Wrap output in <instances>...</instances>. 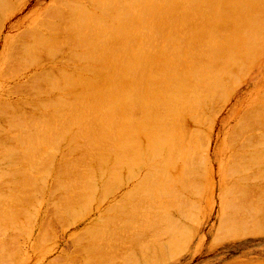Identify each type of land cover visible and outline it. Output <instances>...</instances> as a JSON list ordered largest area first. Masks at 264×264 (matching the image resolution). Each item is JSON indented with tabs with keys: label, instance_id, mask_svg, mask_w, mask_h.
Listing matches in <instances>:
<instances>
[{
	"label": "bare ground",
	"instance_id": "1",
	"mask_svg": "<svg viewBox=\"0 0 264 264\" xmlns=\"http://www.w3.org/2000/svg\"><path fill=\"white\" fill-rule=\"evenodd\" d=\"M67 1H69V0H67ZM73 1H76V0H73ZM107 1H109V2L108 3L106 1H105L106 3L104 1H102L103 3L100 2V3H102L101 4L102 6H100V10L98 9V5L95 4V3H98L99 4V2H95L94 4L92 3L93 5H96V6H92L90 4L92 8L94 7V9H92V8H89V9L95 11V7H96L100 11V14H98V15L95 14L93 11H90V12H93V14L92 13H88V11H86V9L88 7L86 5H84V4H80V5L77 4V3H79L77 1H76V6H74V7H77L79 5V7H81V8H85V6H86L85 10H83L84 13L85 12L88 13L87 15L90 14L91 17L92 16L94 17L96 15L93 19H97V17H98L99 20L98 19L97 20L100 21V23L98 21H95V20H94L95 21L94 22L91 19V17H88L86 14H84L85 15L84 16L83 13L81 12V14L84 17L83 20L84 19L85 20L84 21L78 20L80 17L77 19V21H75V20L73 21V19H69L70 22L73 21L70 24L69 21H68V19H67V15L65 14L67 11H63V13H62V11L59 12V14H57V15L60 16L58 19H54L53 18L54 20H52V18H51L50 21H48L49 19H48V17L46 19V16H47L48 13H50L52 15L51 12L57 9L55 5H54L55 8H54L53 5H51V7H47L48 9H47L46 12L43 13L44 17H41L42 19L40 17H38V20L41 19L39 21V25L46 23L44 25V26H46V28L43 26V28H45V30L44 29L43 30L41 29L40 30L41 32H38V34L40 36L39 35L36 36L37 33H36V35L31 34V36L32 35L36 36V38L34 40L35 41L34 45H36V48H35L36 51L35 50L34 51L31 50L33 52L30 53V54H33V55L38 54V51H39L38 49H40V47L43 50L46 49V50H49L50 51V50H52V48H59L60 46L66 44L68 42V36H69V34L67 36L65 35L66 36L65 38L64 37H60V40L61 41L58 40L59 39L58 36H57L58 39L57 40L55 39V36L54 35H56V34H58V35L61 36V35H63V33H73L74 35L76 33H81L82 37L79 34L80 37H81V39L83 38V40H84V38L86 37L85 38V41H86V39H87V41H89V44L87 43L88 45H86V46L84 45L85 46L84 48L81 47V48L84 49L83 50L84 52L81 53L79 50H77V51H79V53H81L80 56H82V58L86 62L84 64L81 57H80V59H78L79 62L77 64H75V62L73 61V63L75 65H78L76 67L77 69L74 67L77 70V73H75V75H71V73H70V75H68L69 72H66L64 70V68H63V70H61L62 68H56L55 67V69H58L57 71L60 74V75L57 74L58 77L60 76L59 77L60 80L58 78H57V80H54V76L56 75L54 73L55 75L53 76V79H52V80H54V82L49 81L47 85L50 86V84L52 82L53 89H56V90H58V92H61L62 93V96H60V94H59V97L58 96H57V98L56 97H53V98H55L54 99L55 101H54V103L52 102V104H51L52 105L51 106L52 108H51V110L49 109V111H48V113L46 115L43 116V114L45 113V110H46L45 108L47 107V105L44 107V111H43L44 113L42 112V109L38 108L42 112V116H43L42 117L39 114L42 118L39 116L41 118V119L39 118L41 121L39 120L38 122H41L42 123V126L44 128V129L41 128L40 127L41 125L39 126L41 129H43L42 132H41V130H38L39 131V133H38L39 134V137L37 135L30 136V133H31L30 130L33 131V129H29L30 133L28 135L31 138H27L26 137V139L23 140L21 138V136L19 137V135H18L19 132H18L17 136L14 135L15 137H12L13 136L12 134L15 133L12 130H11L13 132L12 134L9 132L12 135L11 138H9V137L2 138V135L5 133V130H4L3 126H2V124L5 121L8 122L9 120H12V122H14V121L17 122V123L15 122V125H16V124L19 123V121H20L19 118L20 117L18 118V120H14L13 121V119H16V117H18V116H16L14 118V116L15 115H18V114H15L14 113L15 115H11L12 112L9 109L10 108H13L14 109V106L11 105L10 101H7L6 99H5L6 101L4 99L3 100H0V141L2 142V143H0V145H2V144L8 145L6 143H9L10 141L12 143H14V148H10V149H7V150L4 148V151H2L3 152V155L2 156H20L21 150H22L21 153H24L25 156H31V154H29V153H33V155H35L34 154L35 153V149L36 148H39V145H40V147H42L41 146L42 144H45V145H47L49 147L50 146H53L52 149H56V148L59 147V143L58 142L60 140L62 141L63 138H66L67 135H68L67 137H69V139L66 138L68 140L66 142L67 144H65V145H68V149L67 150H74V151L75 150H79L80 151V155H78V154H75V155L76 156L77 155L78 156H82V158L81 159H78V160H77V158L75 160H70L69 162H74L76 160L77 161L75 162V164L74 163H70V165L68 164L69 166H67L65 168V170H63L62 173L59 174V175L62 174L63 175V178H71V179L68 181L67 179H63L62 180V178H61V180H59L60 179L59 178L58 179V182L55 180V185L57 183L58 186H59V188L62 189L61 192H63L66 195L65 196L63 194L64 197H63V195L61 196V197L65 198V200H64V208H73L72 205H74V204L76 205L78 203L80 204V201L83 199V197L85 195L84 194V191L93 187L94 180L92 178L94 176H96V174H100V173L104 172L105 170H111L112 171V170L116 169L115 166L118 163L117 160H119V161L122 162V160H120L121 158L117 159V156H119V157L120 156L121 157L124 156L125 159H123V160H126V162L124 161V163H127L126 156L127 157H130V156H139V155L140 156H143L144 155L145 157H147V156L148 157L149 156H154V157L155 156H167L168 158L171 157V156H174V157H176V160L178 159L177 156H181L182 159L185 158L186 160L187 159H190V160L183 161V165L180 167L181 168V170H180L181 171L180 172L181 173L180 176L183 175V177H186V178H187L186 175L190 176V174H192L193 171H194L193 170L194 169V164H193V162H191V157L194 154L193 151H195L194 148H195V146L197 148L201 144V142L203 143L205 138H204V136L202 134L203 132H200L199 130H197V131H191L189 126L190 125H194V126L202 125L203 122L206 120L207 113L209 114V111H211V110L214 109L212 106H214L215 103H220V104L223 103L222 101L225 99L226 95L231 90H233V86L234 85H232V84L233 83L235 84L236 81H239V80H237L238 79V73L244 74L245 71L248 70L250 64L258 56L257 55L258 54L257 53L258 52L257 51L258 48H260V46H262V44L264 43V0H107ZM1 2H3V3H1L2 6H3L5 2L4 1H1ZM58 2H59V4L61 3V1H58ZM90 2H91V0H90ZM110 2H112V8H115V9H112L111 8V4H109ZM62 3H61V5H62ZM65 3H67L66 0H65ZM65 3L62 5V6H64V8H65ZM68 3H70V1ZM71 3H72V0H71ZM8 4H10V3H8ZM85 4H86V1H85ZM87 4H89V3L87 2ZM106 4H108L110 6H107ZM72 5H74V4H72ZM69 7L71 8V5ZM66 8H67V5H66ZM72 8H73V6H72ZM44 10H46V9H44ZM70 12L74 13L73 10L70 11V9H69V13L67 12V14H70ZM3 13H5L4 10H3ZM56 13H58V12H56ZM103 13L104 14H108L109 15L108 17H110V16L112 18L114 17L113 18L114 21L112 23L113 24L112 26L119 27V29L117 28V30H114L113 29V31H115L114 35L112 33L113 31L111 32L112 34H110V35H106L107 32H103L102 30H98V32L96 31L98 34H95V30L93 32V29L92 28L95 27V26H97V25L94 26L93 24H98L99 23L100 26H101V24H102V27H103V25L105 26V24H106L105 22L106 21H103L104 18H102L103 20L101 19V17L103 16ZM81 14L80 15H77V16H81ZM73 15L74 14H71V16H69V18L72 17ZM75 16H73L74 19H75ZM87 17H88V20L89 21L87 20ZM81 18H82V16H81ZM112 18H111V20H113ZM90 19H91V21H90ZM44 20H46V21H44ZM96 22H98V23H96ZM91 23H92V25H91ZM109 23H111V22L109 21ZM36 24H37V22L33 25V27H34L33 29H35V31L37 29V26H38V30L40 28H42V26H39V25H36ZM90 25L93 26V27H91ZM109 25H107L108 33H110L108 28H110V30L113 28V27L112 28L111 27H108ZM88 26L91 27L92 30H89V32H87L88 31L87 30L86 31V34L88 33V35H89L90 32L91 33L93 32L95 34V35L92 34L93 36L91 38H89L88 36H85L86 34L84 33L85 29H88L89 28ZM100 26L98 28H100ZM116 27H115V29H116ZM125 27H127V29H125V30H127L129 32L127 35H126V33L122 29H120V28H125ZM105 28H106V26H105ZM100 29H102V28H100ZM29 30L32 31V29H29ZM35 31H33V33ZM27 32H29V31H27ZM29 35H30V33H29ZM73 36H71V37L69 36V37L72 38ZM89 36H91V35H89ZM74 37L76 39L75 40L73 39L72 40V43L74 41H77V43H78V41H79V43H82L83 42V40H81V42H80V38H77V34ZM31 38L34 39L33 37H31ZM158 39L160 41L156 43V41ZM22 40H23V38H22ZM27 41H28V39H27ZM58 41H60V42H58ZM17 43H19V42H17ZM77 43L75 42V44H77ZM83 43H82V46H83ZM30 44H32V43H30ZM75 44H74V47H75ZM69 47H71V46H69ZM76 47L79 48L80 46H76ZM31 49H33V47H31ZM42 49H40V51H42ZM20 50H21V48H20ZM56 50H58V49H56ZM62 50H64V49H62ZM75 50H76V48H75ZM80 50L82 51V49H80ZM27 51L29 53V49ZM71 51H72V49H71ZM14 53L16 54V52H13V56H15ZM79 53L77 52L76 56L79 57V55H78ZM17 54H18V56H20L19 55L20 53H17ZM11 55H12V53H11ZM11 55H9V58H10ZM33 55H32V57H34ZM36 56L34 57L35 59H36ZM48 56H52V55L49 54V55H47V57ZM27 57H29V55ZM73 57L76 59L75 56H73ZM4 58H6V54H4L2 56V59H4ZM9 58H8V60H9ZM15 58H16V56L14 57V59ZM38 58H39V56H38ZM38 58H37V60H38ZM69 58H71V57H69ZM28 59H29L28 60V63H33V64L36 63V62H34L35 59L32 62H31L32 59L30 57ZM58 59H60V58H58ZM4 60H3V62H4ZM10 62H12V59H11ZM15 63H17V60H16ZM19 63H23V62H19ZM81 63H83V64H81ZM74 64H72V66ZM7 65H6V68L7 67L9 68V66L11 65V63H10V65H8V66ZM26 65H27V61H26ZM28 65H30V64H28ZM34 65L37 66L39 64L36 63ZM62 65H63V63H62ZM37 67L38 68H42V65L37 66ZM70 68L71 67H69V69ZM11 72L13 73V71H11ZM11 72H8V73L11 75ZM71 72H73V71H71ZM78 72H79V74H78ZM2 73H4V71H2L0 73L2 76H4ZM38 73H40V71ZM86 74H89V75H86ZM5 75H7V74H5ZM21 75L22 74H20L18 76H21ZM31 75H33V73ZM34 75H33V78H34ZM38 75L35 76L36 77V81H38V78H37V77H39ZM43 75H45V74H43ZM57 76H55V77H57ZM5 77H7V76H5ZM25 77H24V79H25ZM28 77H29V75H28ZM17 78H16V80H17ZM39 78L41 79V77H39ZM0 79H2V78H0ZM32 81H33V84H34L35 83L34 82L35 81V78H34V80H31L30 83ZM17 82H19V81H17ZM42 82L43 83H46L44 81H42ZM28 83L29 82H27V84ZM21 85L22 84H20V86ZM38 86H37V88H38ZM43 87H46V86L43 85ZM26 88L27 87H25L24 89H26ZM14 89H15V87H14ZM17 90H18V88H17ZM38 90L40 92V88ZM10 91H11V89H10ZM29 91H31L30 88H29ZM33 91H35V89ZM26 93H28V91H26ZM32 93L34 94V92H32ZM26 95L29 96V94H26ZM9 96H12V95H9ZM4 97L6 98V96H4ZM48 97L50 98V96H48ZM258 97L260 99H263L264 98V95L259 94ZM258 97H256L255 99L259 101V98ZM40 98H42V97H40ZM53 98L51 97L52 100H53ZM23 99H25V98H23ZM45 99H46V97H45ZM23 101L28 102L27 99L26 100H23ZM39 102H42V101H39ZM43 102H45V100ZM49 102L50 101L48 100V103ZM254 102H255V100H252L251 103H249V106H250L249 111L245 112L237 120V123H236V125H235V127L233 128V131H232L233 134L231 136V140H233V141L235 139H238L237 138L238 136L244 137L243 140L244 139H247V142L245 143L244 147L245 146H246V148L249 147L250 148V151H252V152L247 151L249 149L244 150V147L242 149L241 146L243 145V143H240L238 141L240 144H242L241 146H239L242 149V151H240L239 153L235 152L237 154H235L234 156H238V157L239 156H243V157L245 156V158H247V156L249 158H251L252 156L253 157L254 156H263V158H264V104H260V102H258L257 104H255L254 106H252L254 104ZM31 103L32 102L28 103V106H30L31 108H33V106L30 105ZM45 103H43V104L45 105ZM20 105H21V103L19 104V107H20ZM25 105H27V104L25 103ZM42 105H40V106L43 108ZM15 107H18L17 103H16ZM34 107H38L37 104H35ZM17 109H19V108H17ZM47 109H48V107H47ZM33 110L34 109H32L31 112H33ZM8 112H11V114H7ZM46 112H47V110H46ZM23 114H24V116H23ZM26 114L23 112L21 115H22V117H26ZM33 114H34V112H33ZM31 115L32 114H30V116ZM36 115H37V113H36ZM33 116H31L32 117V121L34 119ZM27 118H28L27 120H30L31 121V119L29 118V115H28ZM207 118H208V116H207ZM36 119L37 118H35L34 123H37V122H35ZM27 120H25V122ZM211 120H213V119H211ZM21 121H23V119H21ZM51 121L54 122L53 123L54 124L53 128H51L52 126L49 123ZM76 121L77 122L80 121L83 124L79 125V123H77L78 124V126H77V124L75 123L76 125H73V122H76ZM10 123H11V121H10ZM19 124H21V122ZM31 125H33V124H31ZM10 127H8V128H10ZM37 127L38 126H36V128ZM228 127H229V125H228ZM6 130H7V128H6ZM17 130L18 129H16V131ZM8 131H9V129H8ZM48 131H50V132H48ZM22 132H23V130H22ZM24 132H26V131H24ZM20 134H22V133H20ZM25 135H27V134H25ZM5 136H6V134H5ZM194 138H195V140H193L194 141L193 142L191 139H194ZM143 140L146 141V142H144ZM243 140H241V141H243ZM207 141H208V139H207ZM16 143H17V145L15 146ZM9 144H11V143H9ZM207 144H208V142H207ZM4 147H6V146H4ZM235 148H236V146H235ZM251 148H252V150H251ZM42 149H43V147H42ZM231 150L233 151V153H234V151H236L235 149L234 150L231 149ZM51 151L52 150L50 149V152H48V153L49 154L50 153H53ZM199 151H200V148H199ZM0 152H1V150H0ZM40 152L42 153V150ZM62 152H63V150H62ZM70 152L71 151H69V153ZM27 153L29 155H27ZM58 154H60V153H58ZM66 156H68V155H66ZM36 157H37L36 159H37V162H38V167L36 166L34 168V170L35 171L37 170V172H39V174L42 173V172L40 173V171H44L43 170L44 169L43 168L44 165L42 163H45L46 164V162H48V167H49V163H50V165L53 164V159L55 158V157L53 158L52 156H48V159H45V156H40V155L39 156H36ZM58 157H60V156H58ZM69 157H70V155H69ZM73 157H75V156H73ZM145 157H144V160H145ZM253 157H252V159H253ZM8 158H10V157H8ZM31 158H33V157H31ZM151 158H150V160H151ZM171 158H173V157H171ZM171 158H170V161H171ZM196 158L197 157H195V159ZM259 158H260V161H261V157H259ZM259 158L256 161H259ZM11 159H14V157L11 158ZM21 159L23 160L22 157H21ZM129 159L131 161L132 158H129ZM134 159H135V157H134ZM139 159H140V157H139ZM240 159H241V157H240ZM5 160L7 161L8 159L5 158ZM19 160H20V158H19ZM193 160H194V158H193ZM231 160H233V159H231ZM41 161H44V162H41ZM173 161H174V159H173ZM253 161H255V160H253ZM128 162H129V160H128ZM155 162H158V161H155ZM22 163H23V161H22ZM22 163H20V164H22ZM163 163H164V161H163ZM170 163H172V162H170ZM261 163H263V162H261ZM6 164H8V163H6ZM77 164H81V165L83 164L84 165L83 166L84 168H82V169L79 168V166H77ZM128 164L131 165L132 163L130 162ZM14 165H17V164H14ZM56 165H58V163ZM123 165L124 164L122 163V166ZM159 165H157V166H159ZM7 166H9V165H7ZM58 166H60V165H58ZM61 166H63V164ZM118 166L120 168V164H118ZM161 166H159V167H161ZM199 166H197V167L199 168ZM244 166H245V164H244ZM2 167H3V165H2ZM26 167L27 166L25 164V168ZM164 167L166 168V166H164ZM237 167H239V166H237ZM256 167H257V165H256ZM12 168L13 167L11 165V169ZM151 168H152V165H151ZM153 168L155 170L156 167L153 166ZM252 168H254V167H252ZM5 169H7V168H5ZM5 169H4V171H5ZM48 169L46 171H48ZM160 169L162 170V168H160ZM256 169H258V168H256ZM259 169H261V167ZM25 170H27V169H25ZM49 170L51 172L52 169H49ZM154 170H152L150 173L154 172ZM166 170L168 172V169L167 168H166ZM246 170H247V172H246V174H247L249 172L248 171V168ZM29 171H31V170H29ZM258 171H260V170H258ZM50 172H49V174H50ZM253 172H255V171H253ZM15 173H16V171H15ZM43 173H45V172H43ZM150 173H148V175ZM154 173H156V170H155ZM244 173L245 172H243V174ZM8 174H10V173H8ZM18 174H20V173H18ZM194 174L195 173H193V176H194ZM47 175H48V173H47ZM142 175H143V172H142ZM255 175H257V174H255ZM30 176H32V175H30ZM45 176H46V174H45ZM53 176H50V178H52ZM116 176H118V175H116ZM155 176H157V174H155ZM158 176H160V175H158ZM239 176H242V174L239 175ZM4 177H6V176L0 174V181H2ZM25 177H27V173L25 174ZM38 177H41V176H38ZM194 177L192 179H194ZM196 177H197V175H196ZM235 177H237V175L234 176L233 179H235ZM55 178H56V176H55ZM55 178H53V180ZM151 178H154V177H151ZM164 178H165V176H164ZM230 178H231V176H230ZM259 178H261V177H259ZM33 179H35V177L32 178V180ZM43 179H45V178H43V175H42V180ZM159 179H160V177H159ZM159 179H157L155 177V181L154 182L158 181ZM170 179H171V177H170ZM180 179L178 180L179 183H180ZM174 180L175 179H173V181ZM253 180H254V178H253ZM163 181H164V179H163ZM163 181H162V184L165 183ZM165 181H168V180L165 179ZM188 181H191L192 182V180H188ZM235 181L237 182L239 180H235ZM258 181L261 182L260 180H258ZM37 182H38V180H37ZM39 182H40V180H39ZM46 182H47V180H46ZM169 182H171V181H169ZM182 182H183V180H182ZM186 182H187V180H186ZM223 182H224V180H223ZM243 182H244V180H243ZM43 183L46 184L45 183V180L42 182V184ZM114 183H115V181H114ZM241 183H242V181H241ZM241 183H240V185H241ZM244 183H242V184H244ZM262 183H264V182H262ZM18 184H19V189L17 190V193L15 194L16 195V198L21 201V203L19 202L20 204H22L26 208H28L29 206L27 205L28 206L27 207L25 205V202H27L30 198H35L38 193L36 192L37 194L35 195V192H34L33 187H31V184L30 183H27L26 181H22V182H20ZM18 184H17V187H18ZM38 184L40 186H42V184H40V183H38ZM136 184L139 185L138 183H136ZM150 184H151V181L147 185H150ZM227 184H228V182H227ZM227 184H225V185H227ZM237 184L235 183V188L237 187ZM173 185L174 184H172V186ZM218 185H220V184H218ZM186 186H187V184H186ZM189 186H190V184L188 182V186L187 187H189ZM262 186H264V184ZM153 187H154V185H153ZM226 187H228V186H226ZM258 187H260V186H258ZM15 188H16V186H15ZM136 188H134V189H136ZM143 188H145V187H143ZM150 188H151V186H150ZM155 188L156 187H154V189ZM166 188H168V187H166ZM169 188H170V186H169ZM191 188L193 189V187H191ZM263 188L264 187H262V189ZM195 189H197V188H195ZM236 189H237V191L236 190H234V191L231 190L234 193V197H232V199H230L231 201L230 200H227V198H228V196H230V194L228 196H226L227 198L226 197H225V199L223 198L224 200H221L220 199L221 201H223V204H224L222 206L223 207L226 206L228 208V205L231 204L230 206H233V207L239 206V209H241L240 206L243 207V205H240V204L247 205V207H248L247 215H245V216H243L241 218L240 217H237V218L231 217L230 218L228 216V214H227L228 213V211H227L226 216H224L223 218H221V220L223 221L222 222V225L226 222V228H225V230H227V232L229 233V235H231V238H241V237H246L247 235H254V234L257 235L260 232L263 233V228L260 227V226H263L264 227V225L262 224V222L261 221L259 222L255 218H252V215H254L256 212L258 213V211L259 212L261 211L260 210V205L257 204V202H258L259 199L257 198L256 204L255 205H252V203L250 204L248 202L249 199L247 198L248 196L246 195L247 192L246 191H243V190H238V188H236ZM240 189H244V186H243V188L241 187ZM250 189H252V188H250ZM255 189H259V188H257L255 186ZM173 190H174V188H173ZM1 191L4 192L3 190H1ZM8 191H10V190L8 189ZM96 191H97V189H96ZM6 192H7V190H6ZM10 192L12 193L13 190H11ZM10 192H9V194H10ZM13 193H15V192H13ZM143 193H145V192H143ZM174 193H176V192H174ZM233 193H231L232 194L231 196H233ZM258 193L259 192H257L256 194L259 196ZM156 194H159V192L156 193ZM225 194L223 196H225ZM60 195H61V193L59 194V197H60ZM148 195H149V193H148ZM39 196H41V195H39ZM47 196H48V194L46 195V197ZM57 196L58 195H56V197ZM135 196H137V195H135ZM152 196H154V195H151L150 197H152ZM8 198H9V196H8ZM14 198H15V196H14ZM14 198H13V200H14ZM63 198H61V199H63ZM86 198H87L88 202H90L89 199H88V196H86ZM94 198H96V196ZM2 199L3 198H1V200ZM39 199H41V198L38 197L37 200L35 199L36 202H37L36 204H38V203L40 204ZM56 199H58V198H56ZM47 200H49V199H47ZM172 200H173V198H172ZM262 200H263V198H262ZM6 201H8V200H4L3 203L6 202ZM129 201H131V200H129ZM160 201H161V199H160ZM229 201H230V203H229ZM13 202L7 203V204H10V207L9 208H11V204H13L14 206H16V204L17 205L19 204V203H16V201L14 202L15 204ZM48 202L49 201H47V205H49ZM166 202H168V200ZM172 202H174V201H172ZM254 202L255 201H253V203ZM0 203H1V201H0ZM3 203H1V204L2 205H5L6 204V203L5 204H3ZM85 203H83V204H85ZM20 204L18 206H16V207L17 208L19 206L21 207L22 205H20ZM33 204H34V202H33ZM33 204H31V205H33ZM58 204L59 203H57V205L55 204L54 206L55 207L57 206V207L60 208V206H58ZM163 204H165L164 201H163ZM184 204L186 205L187 203L185 202ZM2 205L0 206V209L2 207V211H3V206ZM13 205H12V207H14ZM37 206L36 207L34 206V207L37 210H39V207L37 208ZM5 207L7 208V210H5V211H8L9 213H11V211H9L11 209H8L7 206H5ZM61 207H63V206H61ZM109 207H110V205H109ZM247 207H245V208H247ZM21 208L23 209V207H21ZM35 208H33V210H30V209L29 210L30 211H33L35 213V212H37V211H34ZM51 208H53V207L51 206ZM106 208H108V206ZM230 208H229L230 213H232ZM18 209L16 211H18ZM22 209H19L20 210L19 211L20 212V215H22L21 214L22 213V211H21ZM27 210H24L23 209V211H26V213H27ZM62 210H64V209H62ZM62 210H59V212L62 211ZM140 210L142 211V209H140ZM143 210H144V208H143ZM5 211H3V212H5ZM54 211H56V210H54ZM71 211H73V210H70V212ZM119 211H121V210H119ZM156 211H157V209H156ZM33 212L31 213V215L33 214V216H34V213ZM80 212H82V211L80 210ZM9 213H8V215H12L15 212L14 213H11V214H9ZM62 213H63V211H62ZM147 213H148V210H147ZM38 214H39V211H38ZM27 215H29L32 218V216L30 214H27ZM72 215H74V214H72ZM117 215H119V214H117ZM148 215H149V213H148ZM14 216H18V214L17 215L14 214ZM25 216H22V218H24ZM67 216H68V214H67ZM106 216H108V215H106ZM136 216H135V218H136ZM158 216H157V218H158ZM30 217H29V219L30 220H33V218L31 219ZM153 217H155V216H153ZM166 217H167V215H166ZM19 218L16 217L17 220ZM22 218H20V220ZM25 219H27V218H25ZM59 219L60 218H58V220ZM142 219H144V218H142ZM230 219H231L232 224H234L233 227H228L227 226V222ZM22 220H23V222H22ZM22 220H21V222L24 225H26V222H30V220L27 221L28 219L26 220V222H24L25 221L24 219H22ZM34 220L36 222V219H34ZM46 220H47V218H46ZM154 220H156V219H154ZM154 220L152 222H154ZM167 220H168V222H170L169 219H167ZM171 220L174 221L173 219H171ZM0 221H2V224H3V221H5V222L8 221L9 222V220H7V219L3 220V218L2 219L0 218ZM115 221H117V220H115ZM147 221H150V220H147ZM166 221H165V224H166ZM10 222H12V220ZM21 222H19V224ZM30 223H29V225H30ZM33 223L34 222H32V224ZM125 223H126V221H125ZM148 223H147V227L151 226V225L148 226ZM160 223H158V224H160ZM11 224L13 225V223H11ZM11 224H9L10 227L8 226V228H11L12 227L13 228V230L11 228L12 231L15 230V232H16V230H17V232H18V228L15 227L18 224V221H17V224L14 223L15 226L14 225L11 226ZM39 224L40 223H38V226H41L42 222H41L40 225ZM132 224H134V223L132 222ZM7 225H6V227H7ZM113 225H114V223H113ZM135 225H136V223H135ZM175 225L176 224L173 225V228H174ZM31 226L32 225H30V227ZM48 226L50 227V224ZM129 226H131L130 223H129ZM152 226H154V224H152ZM156 226H158V225H156ZM6 227L3 226V228H2V226H0V229L2 228V230H0V232H4L7 235L8 231L6 232V230H5ZM18 227H20V228L22 227L23 228L24 226H21L20 225ZM26 228H24V229H26ZM130 228H133V227H130ZM142 228H144V225L143 224H142V227L140 229H138V228L137 229L138 230H141ZM167 228H168V226H167ZM169 228H170V226H169ZM42 229H44V227ZM45 229H44V232L46 231ZM137 229H136V227H134V229H131V230H137ZM144 229H142V230H144ZM148 229H146V230H148ZM168 229H166V230H168ZM3 230H5V231H3ZM20 230H22V229H20ZM38 230H39V227H38ZM131 230H129V228L126 229V230L124 229L125 236H124V238L121 237L123 241H124L125 237H126V239L127 238L130 239V238H132V237H130L131 235L134 236L133 234H135V233L130 234V236L128 235L130 238L126 236V233H128V234H129V232L132 233ZM142 230H141V232H142ZM170 230H171V228H170ZM174 230H176V229H174ZM81 231H83V230H81ZM120 231H123V230H120ZM126 231H128V232H126ZM134 232H137V231H134ZM157 232H159V231H157ZM4 233L2 234L3 236H4ZM18 233H20V232H18ZM103 233H104V231H103ZM115 233H117V232H115ZM137 233H139V232H137ZM137 233H136V236H139V235H137ZM28 234H29V232H28ZM2 235L0 234V237H2V241L3 242H5V241L7 242V240H3L4 237ZM8 235L11 236V234H9V233H8ZM51 235H52V233H51ZM120 235H119V237H120ZM27 236H29V235H27ZM113 236L115 237V234ZM116 236H118V233H117ZM11 237L13 239H15L13 236H11ZM80 237H81V235H80ZM101 237H103V236H101ZM111 238H112V236H111ZM106 239L108 240V238H106ZM138 239H139V237H138ZM140 239L142 241V237H140ZM93 240H94V237H93ZM115 240H117V239H115ZM134 240H136V239H134ZM12 241L10 242L11 244H13ZM37 241H38V239H37ZM42 241H44V240H42ZM45 242H46V240H45ZM104 242H105V240H104ZM113 242H115V241H113ZM18 243L20 244L19 241H18ZM39 243H40V241H39ZM77 243H79V242H77ZM132 243H133V240H132ZM7 244L8 243H6L5 245H7ZM79 244H81V243H79ZM85 244H87V243H85ZM115 244H117V243L115 242ZM121 244H123V243L120 242V245ZM128 244L130 245V243H128ZM139 244H140V241H139ZM3 245H4L3 243L0 244V246H2V247H3ZM5 245H4V248H5ZM141 245H142V243L140 244V246ZM74 246L76 247V245H74ZM83 246H85V245L83 244ZM102 246H104V245H102ZM118 247L120 249V247H122V245L121 246L114 247V248L116 249ZM11 248H13V247H11ZM104 248H109V247H107V245H106V247H104ZM142 248H143V246H142ZM99 249H101V248H99ZM111 249H109V250L107 249V251L110 252ZM157 249H158V247H157ZM3 250H5V249H3ZM72 250H74V249L72 248ZM95 250H97V249H95ZM6 251H7V254H8L9 252H8L7 249H6ZM76 251H78V250H76ZM81 251H83V250L81 249ZM149 251H150V249H149ZM18 252H16V254ZM87 252H89V251H87ZM128 252H130V250ZM177 252H179V251H177ZM14 253L15 252H13V254ZM97 253L99 254V252H97ZM104 253H105V251L103 252V254ZM119 253H121V252L119 251ZM98 254H96V256ZM100 254H101V252H100ZM108 254H110V253H108ZM121 254L123 255V257H124V255H126V254H123V253H121ZM148 254H149V252H148ZM173 254H174V251H173ZM91 255H92V253H91ZM106 255H107V253L104 254V257H105L106 260H108L109 258H106L107 257ZM150 255H151V253H150ZM72 256H75V254L72 255ZM89 256H90V254H89ZM99 256H102V255H99ZM119 256H120V254H118L117 257H119ZM6 257H7V255H6ZM16 257H18V254H17ZM102 257H100V259ZM108 257H112V258L115 257L116 258V255L115 256L108 255ZM94 258L92 260L95 261ZM56 259H57V257H56ZM81 259H83V258H81ZM89 259H90V257H89ZM97 259H98V257H97ZM120 259H122V258H120ZM131 259H132V257H131ZM4 260H5V258H4ZM4 260L2 261V263L4 262ZM74 260L75 259H73V261ZM92 260L90 262H92ZM115 260H117V259H115ZM122 260H120L121 263H122ZM64 261L66 262L67 260H64ZM51 262H52V260H51ZM59 262L62 263L61 259L59 260ZM82 262L84 263L83 260H82ZM96 262H98V260ZM10 263H12V261ZM72 263H74V262H72ZM100 263H101V261H100ZM111 263L112 262H110V264ZM65 264H67V263H65ZM69 264H71V263H69ZM97 264H99V263H97Z\"/></svg>",
	"mask_w": 264,
	"mask_h": 264
},
{
	"label": "rangeland",
	"instance_id": "2",
	"mask_svg": "<svg viewBox=\"0 0 264 264\" xmlns=\"http://www.w3.org/2000/svg\"><path fill=\"white\" fill-rule=\"evenodd\" d=\"M1 1H4L5 2L3 6L1 4L3 2H1ZM1 1H0V5H1L0 7L2 9L0 8L1 9L0 10V73L2 71H4V73L7 74V75H5L4 73H2L4 75V76H2L0 74V78H2V79H0V98L2 97L0 100H3V99L5 100L6 99L7 101H10L11 105L14 106V109L13 108H10L9 110L12 112V114H11V112H8L7 114H11V115L18 114V115H15L14 116V118L16 116H18V117H16V119H13V121L14 120H18V118L20 117L19 118V120H20L19 123L21 122V124L18 123V124L15 125V122L16 121H14V122H12V120H9L8 122L5 121L2 124V126H3V128L5 130V133L2 135V138H4V137L11 138L12 135H13L12 137H15L14 135L17 136V134L19 132V134H18L19 137L21 136V138L24 140V139H26V137L27 138H31L28 135L30 133V131L32 133V134L30 133V136L37 135L39 137V134H38L39 131L38 130H41V132H42L44 128L42 126V123L41 122H38V121L44 115H46L48 113L49 109L51 110V108H52L51 107L52 106L51 104H52V102L54 103V101H55L54 100L55 98H53V97H56L57 98V96L59 97V94H60V96H62V93L61 92H58V90L53 89V87H52V82H54V80H57V78L59 79V77H60V76L59 77L57 76V74H59V72L57 71L58 69H55V67L56 68H62L61 70H63V68H64V70L66 72H69L68 75H70V73H71V75H75V73H77V70H76L77 68L76 67L78 66V65H75V64H77L79 62L78 59H80V57L82 58V56H80V55H81L82 52H84L83 51L84 50L83 48L86 45L89 44V41H87V39L85 41V38H86L85 36H88L89 38H91L93 35L98 34L97 33L98 30H102L103 32H107L106 35H110L112 33L114 35L115 31H113V29L114 30H117V28L119 29V27L112 26L113 25L112 23L114 21V19H113L114 17L112 18L110 16L113 19V20H111V18L108 17L109 16L108 14H104L103 13V16L102 17L100 16L101 19L104 18V20L103 19L102 20L103 21H106L105 23L107 25H109V24L111 25V26L109 25L108 27H111V28L113 27L111 30H110V28H108L109 29V32H110V33H108L107 25L106 24H105L106 28H105L104 25L102 27V24H101V26L99 24L100 21H98L99 20L98 17H97L98 20L97 19H93L96 15L94 17L93 16L91 17L90 14L87 15L88 13H92L93 14V12L95 14H97V15L100 14V11L99 10H100V6H102L101 5L103 3L102 1H104V2L106 1L108 3L109 1H107V0H101V1L100 0H98V1L97 0L96 1L95 0L94 1L91 0V2H90V0H76L77 2H79L77 4H79V5L80 4H84V5H86L88 7L86 9V11H88V13H86V12L84 13V11H83V10H85L86 6H85V8H81V7H79V5L77 7H74V6H76V1H73V0H72V3H71V0H69L70 3H68L69 1L66 0V2L68 4L65 3V0H56V1L55 0H6V1L5 0H1ZM58 1H61V3L64 1L62 3V5L65 3V8H64V6L61 5V3L59 4ZM85 1H86V4H85ZM87 2L89 4H87ZM95 2H99L100 5L98 3H95ZM100 2H102V3H100ZM6 3L7 4L10 3V4L7 5ZM92 3L93 4L94 3L97 4L99 10L96 7H95V11L89 9V8H92L91 5L92 6H96V5H93ZM72 4H74V5H72ZM109 4H111V8H112V2H110ZM51 5H53V6L55 5L57 9L54 10L55 12L54 11L51 12L52 15L50 13L47 14L46 19L48 17V19H49L48 21H50L51 18H52V20L58 19L60 17L59 15H57V14H59V12L62 11V13H63V11H67L69 13V9H70V11L73 10L74 13L70 12V14H67V12L66 13L64 12L67 15V19H68V21H69L70 24L74 20L77 21V19L79 17L81 18V16H82V18L81 19L79 18L78 20L84 21L85 20V19L83 20V18H84L83 15L84 14H86L88 17H91V19L93 21L94 20L95 21H98L99 23L96 22L98 24H93L94 26L97 25V26H95L96 28L93 27V26H91L92 23L90 25L91 27H93L92 28L93 29V32L95 30V34L93 32L92 33L91 32L89 33V35H91V36H89L88 33L86 34V31L87 30H88L87 32H89V30H92L91 27H89V26L88 27L90 29L88 28V29H85V31H84V33L86 34L85 36L83 35L85 37L84 40H83V38L81 39V37H82L81 33H76L77 34V38H80V42H81V40H83V42L85 41L84 43L82 42L83 43V46H82V43H79V41H78V43H77V41H74L72 43V40L73 39L74 40L76 39L74 37V36H76V34L74 35L73 33H63V35H61V36L58 35V34H56V35H54L56 40L58 38H59L58 40H60V37H64L65 38L68 34H69L70 37L73 36V35L74 36L72 38H70L68 36V42L66 44L60 46L59 48H52V50L49 51V50H46V49L43 50L40 47V49H42V51H40V49H38L39 51L37 50L38 51V54H36L37 56L36 55H33V54H30L34 50L36 51V49H35L36 48V45H34V43H35L34 40H35L36 36L39 35L38 32H41L40 31L41 29L42 30L43 29L45 30V28H46V26H44L46 23L45 24H41L40 23L41 25H39V21L42 19L41 17H44L43 13L47 11V9H48L47 7H51ZM66 5H67V8H66ZM68 5L69 6L71 5V8ZM106 5L107 6H110L108 4H106ZM55 6H54V8H55ZM72 6H73V8H72ZM44 9H46V10H44ZM92 9H94V7ZM112 9H115V8H112ZM3 10H4L5 13H3ZM90 11H93V12H90ZM56 12H58V13H56ZM81 12L83 13V15L81 14ZM71 14H74L73 16L76 15L75 16V19H74L73 16L69 18V16H71ZM80 14H81V16H77V15H80ZM38 17H40L41 19L38 20ZM88 17H87V20H88ZM69 19H73V21L71 20L72 22H70ZM91 19H90V21H91ZM44 21H46V20H44ZM109 21L111 23H109ZM36 22H37L36 25L42 26V28L39 27L40 29L38 30V26H37V29L35 31V29H33L34 28L33 25ZM98 25L102 29L98 28L99 27ZM43 26L45 28H43ZM115 27H116V29H115ZM29 29H32V31L29 30ZM120 29H122L126 33V35L129 33L127 30H125V29H127V27L120 28ZM27 31H29V32H27ZM33 31H35V32L33 33ZM29 33H30V35H29ZM36 33H37V35H36ZM31 34H34L36 36H34V35L31 36ZM79 34L81 35V37H80ZM57 36H58V38H57ZM31 37H33L34 39H32ZM22 38H23V40H22ZM27 39H28L29 42L27 41ZM60 41H58V42H60ZM159 41L160 40L158 39L156 41V43L159 42ZM17 42H19V43H17ZM75 42L78 45L75 44ZM30 43H32L34 46L32 44H30ZM74 44H75V47H74ZM68 45L71 46V47H69ZM76 46H80V47L78 48ZM31 47H33V49H31ZM81 47H83V48H81ZM20 48H21V50H20ZM25 48L27 50L29 49V53H28V51ZM75 48H76V50H75ZM56 49H58V50H56ZM62 49H64V50H62ZM71 49H72V51H71ZM80 49H82V51ZM31 50H33V51H31ZM77 50H79L81 53H79V51H77ZM257 51H258L257 52L258 53L257 54L258 56L250 64L248 70H246L244 74L238 73V79L237 80H239V81H236L235 84L234 83L232 84V85H234L233 86V90H231L226 95L225 99L222 101L223 103H221V104L220 103H215L214 106H212L214 109L211 110V111H209V114L207 113L206 120L203 122L202 125H199V126L190 125L189 126L191 131H197V130H199L200 132H203L202 134H203V136L205 138L204 139V142L203 143L201 142V144L197 147L198 149L195 146V148H194L195 151H193L194 152V154H193L194 157L193 156L191 157V162H193V164H194V169H193L194 171H193V173H195L194 174L195 177L193 176V173L190 174L191 177L188 176V175H186L187 178L186 177H183V175H181L182 177L180 176V174H181L180 173L181 172L180 171L181 170L180 167L183 165V161L186 160L185 158L182 159L181 156H177V158H178L177 160H176V157H174V156H171L173 158H171V157L168 158L167 156H155V157L154 156H149V157L147 156V157H145L143 154H142L143 156H140V155L139 156H130V157H127L126 156L127 163H124V161L126 162V160H123V159H125L124 156H122V157L121 156L120 157L117 156V159L121 158L120 160H122V162L119 161V160H117L118 163L115 166L116 169H114L112 171L111 170H105L104 172H102L103 174L102 173L96 174V176H94L92 178L94 180L93 187L84 191V194L85 195H84L83 199L80 201V204L79 203L76 204V205L74 204L75 206L72 205V207L74 209L73 208H64V200H65V198H63V197H64L65 194L63 192H61L62 189L59 188V186H58L57 183L55 185V180L58 182V179L60 178L59 180H61V178H62V180L63 179H67L69 181L71 178H63V175L62 174L59 175V174L62 173V171L65 170V168L67 166H69L70 163H74L75 164V162L78 159H81L82 158V156H78V155H80V151L79 150H75V151L74 150H67L68 149V145H65V144H67L66 142L69 139V137H67L68 135L67 136L65 135L66 138H68V139L63 138L62 141L60 140L58 142L59 143V147L58 148L52 149L53 146H50L51 147L50 148L49 146H47L45 144H42L41 146L43 147L44 150L39 145V148H36L35 149V153H34L35 155H33V153H29V154H31V156H25L24 153H21L22 150L20 152V156H2L3 155V152L2 151H4V148L6 150L7 149H10V148H14V143H12L10 141L9 143H11V144L6 143L8 145H5V144L0 145V150H1V152H0V154H1L0 155L1 156L0 157V174L6 176V177L3 178L2 181H0V186H1L0 189L4 191V192H2L0 190L1 191L0 192V201H1V203H3L4 200H8V201H6V202L3 203V204L6 203L5 205H2L0 203V206L1 205L3 206V211L7 210V208L5 207V206H7L8 209H11V210H9V211H11V213H14L15 212L14 214H16V215L18 214V216H14V214L8 215L9 212L8 211L3 212L2 211V207H1V209H0V214H1L0 215V218L1 219L3 218V220L7 219V220H9V222L8 221H6V222L3 221V224H4L3 225L2 224V221H0L1 222L0 223V226H2V228H3V226L6 227V225L8 223L9 224L13 223V225H14V223L17 224V221H18V224L16 226L15 225L14 226L17 227L18 228V232L21 233V234L18 233L17 230H16V232H15V230L12 231L13 230L12 227H11L12 230H11V228H8L9 224L7 225V227H6L5 230H6V232L8 231V233L11 234V236H13L15 239H13L10 235H8V233L6 235L4 232H0L1 235L4 233V236L2 235L4 237L3 240H7V242L6 241L3 242L2 241V237H0V240L2 241V242L0 241L1 242L0 244L3 243L5 245L6 243H8L7 244L8 246L5 245V248H4V245H3V247L0 246V263L1 264H6V263L7 264H49V263L50 264H52V263L53 264H65V263H67V264H69V263H71V264H88V263L89 264H95V263L96 264L97 263H99V264H110V262H112L111 264H116V263L117 264L118 263L119 264H264V227L263 226H260L261 228H263V233L260 232L261 234L259 233L257 235L256 234H254V235H247L246 237H241V238H231V235H229V233L227 232V230H225V228H226V222L222 225V222L223 221L221 220V218H223L224 216H226L227 211H228L227 214H228V216L230 218L231 217H233V218L240 217L241 218V217L247 215V211H248L247 205L240 204V205H243V207H244L243 208L242 206H240L241 209H239V206H236L237 208L236 207H233V206H230L231 204L228 205V208L226 206H224V207L222 206L224 204H223V201H221V200H224L225 197L228 196L229 194L231 196L232 195L231 193H233L232 191H234V190L237 191L236 188H238V190H243V191H246L247 192L246 195L248 196L247 198L249 199V200L248 199L247 200H248V202L250 204L252 203V205H255L256 202H257V198L259 199L258 202H257V204L260 205V210H261L260 212L261 213L259 211H258V213L256 212L254 215H252V218L257 219L259 222L261 221L262 224L264 225V202H263L264 201V188L262 189V187H264V186H262L264 184V183H262V182H264V180H263L264 179V173H263L264 172V158H263V156H254V157L252 156L253 159H252L251 156H250L251 158H249L248 156H247V158H245V156L244 157L243 156H239V157L238 156H234L235 154H237L240 151H242L245 143L247 142V139H244L243 140L244 137L238 136L237 137L238 139H235L234 141L231 140V136L233 134L232 131H233V128L235 127V125L237 123V120L245 112L249 111V108H250L249 103H251L252 100H255V102H254V104L252 106H254L255 104H257L258 102H260V104H264V98L263 99H260L258 97L259 94L264 95V43L262 44V46H260V48H258ZM13 52H16V54L14 53V55L16 56L15 59H14L15 56H13ZM77 52L79 53L78 54L79 57L76 56ZM11 53H12V55H11ZM17 53H20L19 54L20 56H18ZM26 53L32 59L31 62L35 59L34 57L36 56V59H35L34 62H36L37 64H39L37 66L42 65V68H38L36 65H34L36 63H34V64L33 63H28V60H29L28 58L29 57H27L28 55ZM4 54H6V58H4L5 60L2 59V56ZM49 54L52 55V56H48L47 57V55H49ZM9 55H11L10 58H9ZM32 55L34 57H32ZM72 55L75 56L76 59ZM38 56H39V58H38ZM7 57L9 58V60H8ZM69 57H71V58H69ZM37 58H38V60H37ZM58 58H60V59L62 58V59L60 60ZM11 59H12V62H10ZM3 60H4V62H3ZM16 60H17V63H15ZM26 61H27V65H26ZM73 61L75 62V64L73 63ZM82 61L85 64L86 61H84L83 58H82ZM19 62H23V63H19ZM10 63H11V65H10ZM62 63H63V65H62ZM83 63H81V64H83ZM7 64L10 65L9 68L8 67L6 68V65ZM28 64H30V65H28ZM72 64H74V65L72 66ZM69 67H71V68L69 69ZM11 71H13V73ZM39 71H40V73H38ZM71 71H73V72H71ZM8 72H11V75ZM32 73H33V75L35 74L34 75V78H35V81H34L35 83L34 84H33V81L30 83L31 80H34L33 75H31ZM20 74H22V75L21 76H18ZM43 74H45V75H43ZM78 74H79V72H78ZM28 75H29V77L30 76L31 77L29 78ZM36 75H38L39 77H41V79L39 77H37L38 78V81H36V77H35ZM54 75L57 76V77H55ZM86 75H89V74H86ZM5 76H7L8 78L5 77ZM53 76H54V80H52L53 79ZM24 77H25L26 80L24 79ZM16 78H17V80H16ZM41 80L44 81V82H46V83H43ZM17 81H19V82H17ZM49 81H52L51 84H50V86L47 85ZM27 82H29V83L27 84ZM20 84H22V85L20 86ZM43 85L46 86V87H43ZM37 86H38V88H37ZM14 87H15L16 90L18 88V90L16 91L14 89ZM25 87H27L28 89L27 88L24 89ZM29 88L31 89V91H29ZM39 88H40V92L38 90ZM10 89H11V91H10ZM34 89H35V91H33ZM26 91H28V93H26ZM32 92H34V94ZM26 94H29V96L26 95ZM9 95H12V96H9ZM4 96H6V98ZM48 96H50V98ZM40 97H42V98H40ZM45 97H46V99L47 98L48 99L46 100ZM51 97L53 98V100L51 99ZM256 97L259 98V101L255 99ZM23 98H25V99H23ZM26 99L28 100V102L23 101V100H26ZM37 99L39 101H42V102L44 100H45V102L46 101L47 102L46 103L43 102V103H45V105H44L42 102H39ZM48 100L51 103L50 102L48 103ZM30 102H32L30 105H32L33 108H31L30 106H28V103H30ZM16 103H17L18 107H15ZM20 103H21V105L19 107V104ZM25 103L27 105H25ZM35 104H37L38 107H34ZM40 105H42L43 108ZM46 105H47L48 109L46 107L45 109L47 110V112L45 110V113H44L43 111H44V107ZM17 108H19V109H17ZM38 108L42 109V112L44 113L43 116H42V112ZM32 109H34L33 110L34 114H33V112H31ZM23 112L25 114L27 113L26 114V117H22L21 114ZM36 113H37V115H36ZM30 114H32L31 116L34 115L33 116V118H34L33 121H32V117L30 116ZM28 115H29V118L31 119L32 122L30 120H27L28 119L27 118ZM23 116H24V114H23ZM207 116H208V118H207ZM35 118H37L36 121H35L37 123H34ZM21 119H23V121H21ZM211 119H213V120H211ZM25 120H27V121L25 122ZM10 121H11V123H10ZM30 123L33 124V125H31ZM49 123L52 126L51 128H53V126H54L53 123L54 122L51 121ZM75 123L76 124L79 123V125L83 124L80 121L79 122L76 121V122H73V125H76ZM228 125H229V127H228ZM36 126H38V127L36 128ZM39 126L41 128H43V129H41ZM77 126H78V124H77ZM8 127H10V128H8ZM6 128H7V130H6ZM8 129H9V131H8ZM16 129H18V130L16 131ZM29 129H33V131L32 130L29 131ZM11 130L14 131L15 133H13ZM22 130H23V132H22ZM24 131H26L27 133L24 132ZM9 132L11 134L12 133L13 134L11 135ZM48 132H50V131H48ZM20 133H22V134H20ZM5 134H6V136H5ZM25 134H27L28 136L25 135ZM207 139H208V141H207ZM191 140L193 141V140H195V138L194 139H191ZM241 140H243V141H241ZM238 141L240 143H243V145L240 144ZM144 142H146V141H144ZM207 142H208V144H207ZM0 143H2V142L0 141ZM16 145H17V143L15 144V146ZM4 146H6V147H4ZM235 146H236L237 149L235 148ZM239 146H241L242 149ZM199 148H200V151H199ZM50 149L52 150L51 152H53V153H50L49 154L48 152H50ZM231 149H233V150L235 149L236 151H234V153H233V151ZM246 149H249L247 151H250V148L249 147L246 148V146H245L244 147V150H246ZM41 150H42V153L40 152ZM62 150H63V152H62ZM251 150H252V148H251ZM69 151H71V152L69 153ZM235 152H237V153H235ZM250 152H252V151H250ZM58 153H60V154H58ZM29 154L27 153V155H29ZM75 154H78L77 155L78 157ZM39 155L40 156H45V159H48V156H52L53 158L55 157L53 159V164L50 165V163H49V167H48V162H46V164L45 163H42L45 167L43 166V168H44L43 170L44 171H40V173L42 172L41 174H39V172H37V170L36 171L34 170V168L36 166L38 167V162H37V159H36L37 157L36 156H39ZM57 155L60 156V157H58ZM66 155H68V156H66ZM69 155H70V157H69ZM73 156H75V157H73ZM8 157H10V158H8ZM13 157H14V159H11ZM21 157L23 158V160L21 159ZM31 157H33V158H31ZM65 157L66 158L68 157V158L66 159ZM134 157H135V159H134ZM139 157H140V159H139ZM144 157H145V160L146 161L144 160ZM195 157H197V158L195 159ZM240 157H241V159H240ZM259 157H261V161H260V158ZM5 158L8 159V160L6 161ZM19 158H20V160H19ZM76 158H77L76 161L69 162L70 160H75ZM129 158H132L131 161H130ZM150 158H151V160H150ZM170 158H171V161H170ZM193 158H194V160H193ZM258 158H259V161H256ZM173 159H174V161H173ZM231 159H233L234 161L231 160ZM128 160H129V162H128ZM188 160H190V159H187L186 161H188ZM253 160H255L257 163L255 161H253ZM22 161H23V163H22ZM155 161H158V162H155ZM163 161H164V163H163ZM41 162H44V161H41ZM130 162L132 163L131 165L128 164ZM170 162H172V163H170ZM261 162H263V163H261ZM6 163H8V164H6ZM20 163H22V164H20ZM57 163L60 166L56 165ZM122 163L125 166L124 165L122 166ZM10 164L13 167L12 169H11V165ZM14 164H17V165H14ZM25 164L27 166L26 168H25ZM62 164H63V166H61ZM118 164H120V168L121 169L119 168ZM156 164L157 165L160 164L159 166L162 165L163 167L162 166L159 167ZM244 164H245V166H244ZM2 165H3V167H2ZM7 165H9V166H7ZM151 165H152V168H151ZM256 165H257V167H256ZM77 166H79V168H81V169L84 168L83 167L84 166L83 164L82 165L81 164H77ZM153 166L157 168V169L155 168L156 173H154L155 170H154ZM164 166H166V168L168 169V172H167V170H166V168ZM197 166H199V168ZM237 166H239V167H237ZM47 167L49 169H52L51 172H50V170ZM252 167H254V168H252ZM260 167H261V169H259ZM5 168H7V169H5ZM160 168H162V170ZM247 168H248V171L249 172L246 174V172H247L246 169ZM256 168H258V169H256ZM4 169H5L6 172L4 171ZM25 169H27V170H25ZM47 169H48V171H46ZM130 169L131 170L133 169V170L131 171ZM147 169L148 170L150 169V170L148 171ZM29 170H31V171H29ZM152 170H154V172L150 173ZM258 170H260V171H258ZM15 171H16V173H15ZM24 171L27 173V177H25V174L26 173ZM146 171L148 173H150L149 174L150 176L148 175V173ZM242 171L245 172V173L243 174ZM253 171H255V172H253ZM43 172H45V173H43ZM49 172H50V174H49ZM142 172H143V175H142ZM8 173H10V174H8ZM18 173H20V174H18ZM47 173H48V175H47ZM45 174H46V176H45ZM155 174H157V176H155ZM241 174H242L243 177L242 176H239ZM255 174H257V175H255ZM30 175H32V176H30ZM42 175H43V178H45L43 180H42ZM116 175H118V176H116ZM158 175H160V176H158ZM196 175H197V177H196ZM236 175H237V177H235V179H233L234 176H236ZM38 176H41V177H38ZM50 176H53V177L50 178ZM55 176H56V178H55ZM164 176H165V178H164ZM169 176L171 177L172 180L170 179ZM230 176H231V178H230ZM34 177H35L36 180L35 179L32 180V178H34ZM151 177H154V178H151ZM155 177L157 179H159V177H160V179L161 178L162 179L161 180L159 179L158 181L154 182L155 181ZM193 177H194V179H192ZM259 177H261V178H259ZM53 178H55V179L53 180ZM180 178L183 180V182H182V180ZM253 178H254V180H253ZM163 179H164V181H163ZM165 179L168 180V181H165ZM173 179H175L174 180L175 182L173 181ZM179 179H180V183L178 181ZM21 180L22 181H26L27 183H30L31 184V187H33V189H34L35 195L38 193L37 196L39 198H41V199H39L40 204L42 203L41 205L39 203H38L39 205L36 204L37 203L36 200L38 198L37 196L35 198H30L27 202H25V205L26 206L27 205L29 206V207L27 206L28 208H26L24 205L20 204L21 201L16 198V195L15 194L17 193V190L19 189V184L18 183L22 182ZM37 180H38V182H37ZM39 180H40V182H39ZM44 180H45V183L46 184H44V183L42 184V182ZM46 180H47V182H46ZM186 180H187V182H186ZM188 180H192V182L191 181H188ZM223 180H224V182H223ZM235 180H239V181L236 182ZM243 180H244V182L245 181L246 182L244 183ZM258 180H260L261 182H259ZM114 181H115V183H114ZM150 181H151V184L150 185H147V184L150 183ZM162 181L165 182V183L162 184ZM169 181H171V182H169ZM241 181L244 184H242ZM188 182H189L190 186L193 187V189L190 186L187 187L188 186ZM227 182H228V184H227ZM239 182L241 183V185H240ZM16 183L18 184V187H17V184ZM38 183L42 184V186H40ZM136 183H138L139 185H137ZM235 183L236 184L238 183L236 188H235ZM172 184H174V185L172 186ZM186 184H187V186H186ZM218 184H220V185H218ZM225 184H227V185H225ZM153 185H154V187H156L155 189H154ZM15 186H16V188H15ZM150 186H151V188H150ZM160 186L161 187L163 186V187L161 188ZM169 186H170V188H169ZM226 186H228V187H226ZM243 186H244V189H240L241 187L243 188ZM255 186L257 188H259V189H255ZM258 186H260V187H258ZM143 187H145V188H143ZM166 187H168V188H166ZM134 188H136V189H134ZM173 188H174V190H173ZM195 188H197V189H195ZM250 188H252V189H250ZM8 189L10 191L13 190V192H15V193H13V192L11 193L10 191H8ZM96 189H97V191H96ZM6 190H7V192H6ZM9 192H10V194H9ZM143 192H145V193H143ZM158 192H159V194H156ZM174 192H176V193H174ZM257 192H259L258 193L259 196L256 194ZM46 193L48 194L47 197H46V195H47ZM60 193H61V195L59 197V194ZM148 193H149V195H148ZM224 194H225V196H223ZM39 195H41V196H39ZM56 195H58V196L56 197ZM62 195H63V197H61ZM135 195H137V196H135ZM151 195H154V196L150 197ZM8 196H9V198H8ZM14 196H15V198H14ZM86 196H88V199H89L90 202H88ZM95 196H96V198H94ZM230 196H228V198L226 197L227 200L232 199V197H234V193H233V196H231V197ZM1 198H3L2 199L3 201L1 200ZM13 198H14V200H13ZM56 198H58V199H56ZM61 198H63V199H61ZM172 198H173V200H172ZM262 198H263V200H262ZM47 199H49V200H47ZM160 199H161V201H160ZM46 200L49 201L48 202L49 205H47V201ZM129 200H131V201H129ZM167 200H168V202H166ZM13 201L14 202L16 201V203H19L20 202L19 204L22 205L21 207H23L24 210H27L28 209L27 210V213H26V211H23V209L19 206L20 208L19 207L18 208L19 209H22L21 210L22 211V213H21L22 215H20V212H19L20 210L16 207L19 204L18 205L16 204V206H14L13 204H11V208H9L10 207V204H7V203H11ZM163 201H164L165 204H163ZM172 201H174V202H172ZM230 201H229V203H230ZM253 201H255V202L253 203ZM33 202H34V204H33ZM185 202L187 203L186 205L184 204ZM57 203H59L58 206H60V208L57 207V206L56 207L54 206L55 204L57 205ZM83 203H85L86 205L83 204ZM31 204H33V205H31ZM12 205L14 207H12ZM50 205L53 208H51ZM109 205H110V207H109ZM34 206L35 207L37 206V208L39 207V210H37ZM61 206H63V207H61ZM107 206H108V208H106ZM245 207H247V208H245ZM33 208H35L34 211H37V212L34 213L33 211H30V210H33ZM143 208H144V210H143ZM229 208L231 209V212L232 213H230ZM17 209H18V211H16ZM62 209H64V210H62ZM140 209H142V211ZM156 209H157V211H156ZM54 210H56V211H54ZM59 210H62L63 213H62V211L59 212ZM70 210H73V211L70 212ZM80 210L82 212H80ZM119 210H121V211H119ZM147 210H148L149 215L147 213ZM38 211H39V214H38ZM32 212L34 213V216H33V214L31 215ZM11 213H9V214H11ZM27 214H30L32 216L33 220L36 219V222H35V220L34 221L33 220H30L29 219L30 216L27 215ZM67 214H68V216H67ZM72 214H74V215H72ZM117 214H119V215H117ZM106 215H108V216H106ZM166 215H167V217H166ZM22 216H25V217L22 218ZM135 216H136V218H135ZM153 216H155V217H153ZM157 216H158V218H157ZM16 217H18V218L20 217V218L24 219L25 220L24 222H26V220L28 219L27 221L30 220V222L32 221L34 223L32 224V222L31 223L30 222H26V225H24L22 223L23 220L21 219L22 220V222H21L20 218L17 220ZM141 217L144 218V219H142ZM25 218H27V219H25ZM46 218H47V220H46ZM58 218H60V219L58 220ZM10 219L12 220V222H10L11 221ZM154 219H156V220H154ZM167 219H169L170 222H168ZM171 219H173L174 221H172ZM115 220H117V221H115ZM147 220H150V221H147ZM153 220H154V222H152ZM125 221H126V223H125ZM165 221H166V224H165ZM19 222H21V223L19 224ZM41 222H42L43 225L41 224ZM132 222L134 224H132ZM29 223H30V225H32L31 226L32 228L30 227ZM38 223H40L41 226H38ZM113 223H114V225H113ZM129 223H130L131 226H129ZM135 223H136V225H135ZM147 223H148V226L149 225H151V226L147 227ZM158 223H160V224H158ZM49 224H50V227L51 228L48 226ZM142 224L144 225V228L145 229L142 228L144 230L141 229L142 230V232H141V230H138V229H140L142 227ZM152 224H154L155 227L152 226ZM174 224H176V225L173 228V225ZM13 225L11 224V226H13ZM20 225L21 226H24V227L23 228L22 227L21 228L18 227ZM156 225H158V226H156ZM167 226H168V228L170 226L171 230H170V228L168 229ZM227 226L228 227H233L234 226V224H232V222H231V219L227 222ZM38 227H39V230H38ZM43 227H44V229L46 228L45 230L47 232L46 231L44 232V229H42ZM130 227H133V228H130ZM134 227H136V229L137 228L138 229L137 230H131V229H134ZM2 228L0 230H2ZM19 228L22 229V230H20ZM24 228H26V229H24ZM128 228H129V230L132 231V233L131 232H129V234L126 233V236L129 237L130 234L135 233V234H133L135 237L131 235L130 237H132V238L129 237L130 239H128V238L126 239V237H125V239L123 241L121 237L124 238V236H125L124 229L126 230ZM146 229H148V230H146ZM166 229H168L169 231L166 230ZM174 229H176L177 231L174 230ZM5 230H3V231H5ZM81 230H83V231H81ZM120 230H123V231H120ZM103 231H104V233H103ZM134 231H137L139 233L134 232ZM157 231H159V232H157ZM28 232H29V234H28ZM115 232L118 233V236H116L117 233H115ZM126 232H128V231H126ZM51 233H52V235H51ZM136 233L139 236H136ZM114 234H115V237L113 236ZM27 235H29V236H27ZM80 235H81L82 238L80 237ZM110 235L112 236V238H111ZM119 235H120V237H119ZM5 236L6 237L8 236V237L6 238ZM101 236H103V237H101ZM93 237H94V240H93ZM138 237H139V239H138ZM140 237H142V241H141ZM106 238H108V240ZM37 239H38V241H37ZM115 239H117V240H115ZM134 239H136V240H134ZM42 240H44V241H42ZM45 240H46V242H45ZM104 240H105V242H104ZM132 240H133V243H132ZM11 241H12L13 244L10 243ZM18 241L20 242L21 245L18 243ZM39 241H40V243H39ZM113 241H115L117 244H115V242H113ZM139 241H140V244L142 243L141 246L139 244ZM77 242H79L81 244H79ZM120 242L123 243V244H121L122 247H120V249H119V247L115 249L114 247L121 246L120 245ZM85 243H87V244H85ZM128 243H130V245ZM83 244L85 246H83ZM74 245H76V247L78 249ZM102 245H104V246H102ZM106 245L109 248H104V247H106ZM142 246H143V248H142ZM11 247H13V248H11ZM157 247H158V249H157ZM72 248L74 250H72ZM80 248L83 251H81ZM99 248H101V249H99ZM3 249H5V250H3ZM6 249L9 252L8 254H7ZM95 249H97V250H95ZM107 249L108 250L111 249V251L109 252V251H107ZM149 249H150V251H149ZM76 250H78V251H76ZM129 250H130V252H128ZM87 251H89V252H87ZM104 251H105L104 254L107 253V255H106L107 257L106 258H109V259L111 258L110 259L111 261L109 259L108 260L105 259L104 254H103ZM119 251L121 253H123V254H126V255H124V257H123V255L121 253H119ZM173 251H174V254H173ZM177 251H179V252H177ZM13 252H15L14 253L15 255L13 254ZM16 252H18L17 253L18 254V257H16L17 256ZM90 252L92 253V255H91ZM97 252H99V254ZM100 252H101V254H100ZM148 252H149V254H148ZM108 253H110V254H108ZM150 253H151V255H150ZM71 254L72 255L75 254L76 257L75 256H72ZM89 254H90V256H89ZM96 254H98V255L96 256ZM114 254L116 255V258L115 257H113V258L112 257H108V255L115 256ZM118 254H120L121 257L120 256L117 257ZM6 255H7V257H6ZM99 255H102L103 257L102 256H99ZM56 257H57V259H56ZM89 257H90V259H89ZM92 257L93 258L95 257L94 258L95 261L92 260L93 259ZM97 257H98V259H97ZM100 257H102L104 260L102 258L100 259ZM131 257H132V259H131ZM4 258H5V260H4ZM59 258L61 259L62 263L59 262V260H60ZM81 258H83V259H81ZM120 258H122L123 260L120 259ZM73 259H75V260L73 261ZM115 259H117V260H115ZM3 260H4V262L2 263ZM51 260H52V262H51ZM64 260H67V261L65 262ZM82 260L84 261V263L82 262ZM91 260H92V262H90ZM97 260H98V262H96ZM99 260L101 261V263H100ZM120 260H122V263H121ZM11 261H12V263H10ZM71 261L74 262V263H72Z\"/></svg>",
	"mask_w": 264,
	"mask_h": 264
}]
</instances>
